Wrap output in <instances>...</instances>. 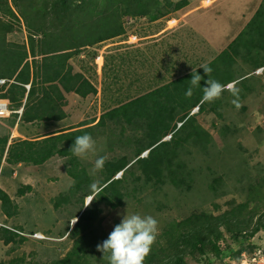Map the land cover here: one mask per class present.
<instances>
[{
    "label": "trees",
    "instance_id": "1",
    "mask_svg": "<svg viewBox=\"0 0 264 264\" xmlns=\"http://www.w3.org/2000/svg\"><path fill=\"white\" fill-rule=\"evenodd\" d=\"M187 4L188 0H0V78L13 80L0 85V98L8 99L14 109L23 105L20 120L24 122L62 119L65 116L62 110L65 100L63 92L73 91L82 97L96 93V88L81 72L73 71L71 57L86 47L123 34L125 17L154 21L171 9L177 10ZM261 10L262 6H259L246 27L255 22ZM16 23L22 24L27 32L26 45L6 41V34L13 30ZM244 29L226 49L207 63L212 68L209 76L203 68L195 69L203 79L199 87L193 88L190 97L185 93L191 87L192 71L109 109L95 123L94 120L84 122L71 131H59L39 139L15 138L10 143L8 134H0V175L4 172V163L11 166L21 163L39 165L56 154L69 156L68 160L73 164L76 156L70 148L75 137L85 133L93 137L95 128L104 126L105 118H110L129 125H145L144 136L136 140L139 147L133 158L122 155L105 162L104 178L100 181L103 191L93 202L98 198L116 207L123 204L126 195L139 193L147 185L159 189L165 183L178 193H188L195 173L201 172L203 167L210 176L206 187L212 193V198L227 195L228 175L226 172L219 174L211 163L214 157H220L225 152L226 147L215 146L211 134L199 123L195 112L190 110L195 106L196 112L209 111L216 117H222V105L237 108L239 104L238 108L244 110L240 100L255 90L258 78L250 71L235 79L224 77L220 68V57L231 46L232 54L238 57L246 51H258L246 46V43L233 47L240 43L238 39ZM250 67L264 69V63L255 62ZM207 79H215L224 86L227 82H234L239 92L234 96L225 88L219 99L202 103ZM26 83H30L27 94L23 86ZM229 130L225 123L219 129L223 137L227 136ZM166 134H169V138L163 139ZM144 150L145 155L140 156ZM188 156L196 161L195 166L189 169L186 164ZM76 167L68 168V173L75 180L70 188L72 193L79 191L84 182L79 171H75ZM116 172H121L119 178L114 177ZM255 175L246 166L239 168L235 177L238 184L234 187L243 194L233 193L226 202L227 208L218 214L201 209L181 219L166 222L144 264H189V260L196 264H212L214 260L226 258L237 261L244 252L254 251L251 239L264 229V175ZM84 178L89 180L87 176ZM24 189H30V186L19 188L17 193L22 194ZM90 194L95 195L93 191ZM235 196L240 200L237 201ZM0 207L8 218L13 217L18 208L1 187ZM213 207L217 210L219 204L213 203ZM96 217V207L88 205L76 215V222L66 230L72 245L61 257L39 262L26 260L22 254L0 260V264H107L96 245L107 239L108 235L95 236L93 226ZM25 239L16 231L0 226V240L5 245H12L10 250ZM262 256L264 258V249Z\"/></svg>",
    "mask_w": 264,
    "mask_h": 264
},
{
    "label": "rangeland",
    "instance_id": "2",
    "mask_svg": "<svg viewBox=\"0 0 264 264\" xmlns=\"http://www.w3.org/2000/svg\"><path fill=\"white\" fill-rule=\"evenodd\" d=\"M211 5L213 2L208 3L206 0H188L186 6L177 10L171 9L154 21L141 17H125L123 34L84 48L83 56L80 53L70 58L74 70L82 69L99 87L101 94L91 96L88 100L80 101L73 106L80 112L77 118L63 123L69 127L76 126L79 118L82 121L96 119L104 110L147 93L188 71L200 68L216 56L218 49H226L244 28V33L238 39L240 43L237 42L233 47L246 43L251 49L258 50L246 51L238 57L232 54L231 46L227 50L231 56L224 53L220 57L222 76H231L235 79L240 74L250 71L258 78L254 92L240 100L244 110L222 105V117H216L209 111L196 112L195 106L190 110L195 112L199 123L211 134L215 146L226 147L220 157L212 159L211 165L219 174L226 172L228 175L227 195L212 198V193L206 187L210 176L203 167L201 172L195 173L191 191L188 193H178L174 187L165 183L159 189L147 185L139 193L126 195L123 204L116 207L96 198L95 202L92 200L88 205L95 206L97 210L93 226L95 236L109 235L124 215L133 213L153 216L158 221L159 232L169 220L181 219L193 211L204 209L218 214L227 208L226 202L233 193L243 194L234 187L238 184L235 177L240 167H248L252 175H264V69L258 71L260 67H250L255 62L264 63V0H218L215 4L217 6L211 8L212 11L208 9ZM258 6H262L259 17L246 27ZM194 9L196 11L192 13ZM189 11L191 14L186 15ZM165 26L169 28L162 38L159 31ZM258 28L261 30L258 31ZM135 36H140L141 39ZM6 41L26 45L27 32L24 26L16 23L13 30L6 34ZM140 43L143 45L137 46ZM146 46L148 49L145 51ZM99 55L104 56V65L101 58L96 60ZM232 86L234 83L225 84V88ZM13 116L15 114L5 120L0 118L1 135L11 134L15 123ZM114 120L105 118V125L95 128L94 152L87 153L84 158L76 156L73 162L74 166H77L75 171H79L84 182L81 189L75 193L70 192L75 180L68 173V168L74 167L68 160L69 156L56 154L40 165L3 164L4 172L0 175V187L8 193L18 208L16 214L8 218L2 216L0 207V226L10 230L16 227L26 239L15 246L14 250H10L12 245H5L0 240V260H9L24 254L26 260L45 262L63 256L71 247L72 239L66 236V230L73 226L74 223L71 222L94 196L89 195L92 191L90 185L94 182L100 184L104 178L103 169H95L96 159L104 156L108 161L122 155L131 159L139 147L136 140L144 136L145 125H129ZM224 123L231 129L225 137L219 131ZM19 124V129H22L26 138L39 137L46 134V130L49 129L48 123L44 121L26 123L20 120ZM168 138L169 134L163 137ZM145 152L142 151L140 156L145 155ZM186 164L189 169L195 166L196 161L192 156H188ZM119 174L120 172H116L114 177H118ZM85 176L89 180L86 181ZM25 185L30 186V189H24L22 194H18L17 190ZM235 198L237 201L240 200L238 196ZM213 203L219 204L217 210L214 209ZM34 234H39L40 237ZM251 244L254 251L244 252L237 261L226 258L222 261L214 260L212 264H264L262 256L264 229L255 234ZM189 264L196 263L189 260Z\"/></svg>",
    "mask_w": 264,
    "mask_h": 264
},
{
    "label": "clouds",
    "instance_id": "3",
    "mask_svg": "<svg viewBox=\"0 0 264 264\" xmlns=\"http://www.w3.org/2000/svg\"><path fill=\"white\" fill-rule=\"evenodd\" d=\"M201 68H203L207 76L212 72V68L207 64L201 65ZM202 79L203 77L196 70H192L191 87L187 89L185 95L190 97L193 88L199 87ZM205 85L203 87L202 103H211L219 99L226 90L225 86L215 79H207ZM227 90L234 96L239 92V89L234 86ZM237 107H239V104H237ZM70 151L73 155L84 158L87 153L95 151V140L88 133L77 136ZM105 161L106 157L99 156L95 161V169L102 170ZM90 188L95 195L89 200L87 205L103 191V186L99 182H94L90 185ZM75 222L76 218L71 223ZM158 233V221L153 216H142L137 213L124 215L109 233L107 239L102 241V243H98L96 248L103 253L102 258L107 261V264H144L145 258L150 254L151 247L155 243Z\"/></svg>",
    "mask_w": 264,
    "mask_h": 264
},
{
    "label": "crops",
    "instance_id": "4",
    "mask_svg": "<svg viewBox=\"0 0 264 264\" xmlns=\"http://www.w3.org/2000/svg\"><path fill=\"white\" fill-rule=\"evenodd\" d=\"M217 1L218 0H206V2H213V5H211V6H209L208 7V9L210 8V10H211V8L215 5V4H217ZM215 6H217V5H215ZM259 7V6H258ZM198 8V7H197ZM258 9V8H257ZM256 9V10H257ZM196 10L194 9V11L192 12V13H194ZM212 11V10H211ZM189 14H191V11H189V12H187L186 13V15H189ZM173 21H176L175 19H173ZM168 28H169V26H165L163 29H160V31H159V33H162V34H160L161 35V37L162 38H164L165 37V35H164V33L166 32V30H168ZM160 37V38H161ZM135 38H138V39H141V37L140 36H135ZM143 38V37H142ZM160 38H158V39H160ZM137 41V40H136ZM148 42H145V44H147ZM141 45H143L142 43H140V44H137V46H139V47H141ZM148 49V46H146V49H145V51ZM222 50H221V48L220 49H218L216 52H217V54H216V56L221 52ZM80 54V53H79ZM83 54V52H81V56H83L82 55ZM215 56V57H216ZM214 57V58H215ZM98 58H101L102 59V61H103V65H104V62H105V58H104V56L103 55H99L97 58H96V60L98 59ZM214 58H212V59H214ZM211 59V60H212ZM95 60V61H96ZM210 60V61H211ZM71 63V62H70ZM73 71L74 72H81L82 74H83V76L96 88V93H89V94H87L86 96H84V97H82V96H80V95H78L77 93H75V92H73V91H69V92H63V95H64V97H65V100H64V105L62 106V110H63V112H64V114H65V116L62 118V119H59V120H49V121H44V122H47L48 123V126H49V129L48 130H46V134H43V135H41V136H39V137H36V138H26L25 136H24V134H23V132H22V129L20 130L19 129V127H20V124H19V121H17V118H16V116H13V117H15V123L13 124V128H12V132H11V134L9 135V141H8V143H10L11 142V140H13V139H15V138H21V139H39V138H42V137H44V136H46V135H48V134H56L57 132H59V131H62V132H67V131H71V130H74V129H76V128H79L78 126L80 125V124H82V123H84V122H89V121H92V120H94V123L98 120V118H99V116L102 114V113H104V112H106V111H108V110H104L102 113H100V114H98V116H97V118L96 119H89V120H83L82 121V119L81 118H79L78 120H77V123L75 124L76 126H68V125H64L63 123L65 122V121H70V120H72V119H74V118H77V115H79V109L78 108H74L73 106H75V105H77L78 103H80V101H84V100H88L91 96H99L100 94H101V91H100V89H99V87L98 86H96L93 82H92V80L88 77V76H86V73L82 70V69H77V70H74V68H73ZM188 72H190V71H188ZM188 72H186V73H188ZM186 73H184V74H186ZM98 75H100V73L98 72ZM183 75V74H182ZM249 75V74H248ZM181 76V75H180ZM179 77V76H178ZM178 77H176V78H178ZM173 79H175V78H173ZM172 79V80H173ZM254 92V91H253ZM26 93V92H25ZM27 94V93H26ZM25 98V97H24ZM73 98H75V99H73ZM77 98V99H76ZM4 99H6V98H4ZM8 100V99H7ZM9 101V100H8ZM25 101V99H23V102ZM74 101H76L77 103L75 104V102ZM9 106H10V108L11 109H14L15 107H13V104L9 101ZM114 107H116V106H114ZM114 107H112V108H114ZM111 109V108H110ZM72 112H74V113H72ZM11 115H13V114H11ZM10 117V115L9 116H7V117H4V118H2V119H8ZM22 121V120H21ZM24 122V121H23ZM35 122H42V121H34V122H26V123H35ZM64 130V131H63ZM18 135V136H17ZM17 165H20V164H17ZM40 165V164H39ZM1 211V210H0ZM2 216L3 217H6L3 213H2Z\"/></svg>",
    "mask_w": 264,
    "mask_h": 264
},
{
    "label": "built area",
    "instance_id": "5",
    "mask_svg": "<svg viewBox=\"0 0 264 264\" xmlns=\"http://www.w3.org/2000/svg\"><path fill=\"white\" fill-rule=\"evenodd\" d=\"M262 70H263V67L258 68V71H262ZM11 81H13V80H8L6 78H0V85L6 84V83H10ZM23 86L25 87V90H26V93H27L29 91V89H30V83L23 84ZM195 110L197 111V107H196ZM22 111H23V105L20 106L17 109H11L10 106H9V101L7 99L0 98V118L7 117V116H9L11 114H16L17 115V121H19L20 120V116L22 114ZM178 124H180V123H178ZM12 230L16 231L20 235H23V233L20 232L19 230H16L14 228H12ZM34 235L36 237H40L39 234H34Z\"/></svg>",
    "mask_w": 264,
    "mask_h": 264
}]
</instances>
